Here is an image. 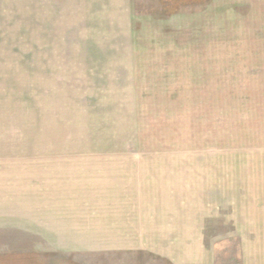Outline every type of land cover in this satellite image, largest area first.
Wrapping results in <instances>:
<instances>
[{
  "label": "rangeland",
  "instance_id": "rangeland-1",
  "mask_svg": "<svg viewBox=\"0 0 264 264\" xmlns=\"http://www.w3.org/2000/svg\"><path fill=\"white\" fill-rule=\"evenodd\" d=\"M65 158L116 164L135 244L32 264H264V0H0V173Z\"/></svg>",
  "mask_w": 264,
  "mask_h": 264
},
{
  "label": "crops",
  "instance_id": "crops-1",
  "mask_svg": "<svg viewBox=\"0 0 264 264\" xmlns=\"http://www.w3.org/2000/svg\"><path fill=\"white\" fill-rule=\"evenodd\" d=\"M43 160L60 163H45L58 168H47L44 173H32L25 168L12 175L15 177L4 170L0 173V246L34 247L16 255L19 260H25L33 254V258L25 261L32 264L35 255L42 252L41 248L36 252V247L135 244L129 240L133 238L131 224H137V207L126 200L130 197L128 193L109 189L108 185V189L105 188V179L110 177L107 182L110 184L114 176L97 173L110 170L106 169L107 165L116 164L106 163L105 159ZM77 162L94 164L85 168ZM99 165L104 169H96ZM81 175L84 184L77 186ZM4 254L0 255L1 263L8 257ZM35 262L41 264L39 260Z\"/></svg>",
  "mask_w": 264,
  "mask_h": 264
}]
</instances>
